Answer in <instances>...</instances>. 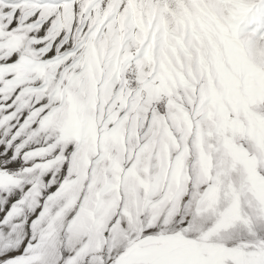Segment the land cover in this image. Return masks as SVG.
<instances>
[{
    "label": "snow or ice",
    "instance_id": "snow-or-ice-1",
    "mask_svg": "<svg viewBox=\"0 0 264 264\" xmlns=\"http://www.w3.org/2000/svg\"><path fill=\"white\" fill-rule=\"evenodd\" d=\"M0 264H264V0H0Z\"/></svg>",
    "mask_w": 264,
    "mask_h": 264
}]
</instances>
